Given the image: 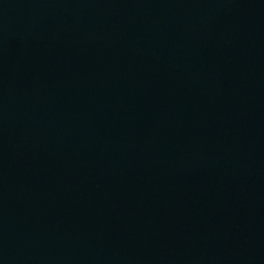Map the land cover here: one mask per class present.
<instances>
[{
    "label": "water",
    "instance_id": "obj_1",
    "mask_svg": "<svg viewBox=\"0 0 264 264\" xmlns=\"http://www.w3.org/2000/svg\"><path fill=\"white\" fill-rule=\"evenodd\" d=\"M0 264H264V0H0Z\"/></svg>",
    "mask_w": 264,
    "mask_h": 264
}]
</instances>
